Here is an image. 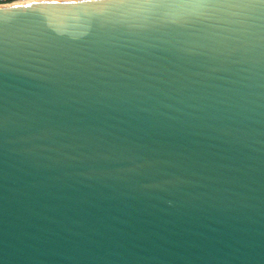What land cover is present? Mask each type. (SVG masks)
Returning <instances> with one entry per match:
<instances>
[{"label":"water","instance_id":"95a60500","mask_svg":"<svg viewBox=\"0 0 264 264\" xmlns=\"http://www.w3.org/2000/svg\"><path fill=\"white\" fill-rule=\"evenodd\" d=\"M0 264H264V0L0 4Z\"/></svg>","mask_w":264,"mask_h":264},{"label":"built area","instance_id":"2783aa9c","mask_svg":"<svg viewBox=\"0 0 264 264\" xmlns=\"http://www.w3.org/2000/svg\"><path fill=\"white\" fill-rule=\"evenodd\" d=\"M16 0H0V4H8V3H12Z\"/></svg>","mask_w":264,"mask_h":264},{"label":"bare ground","instance_id":"6f19581e","mask_svg":"<svg viewBox=\"0 0 264 264\" xmlns=\"http://www.w3.org/2000/svg\"><path fill=\"white\" fill-rule=\"evenodd\" d=\"M25 1H30V0H16V1L12 2V3H21V2H25Z\"/></svg>","mask_w":264,"mask_h":264}]
</instances>
